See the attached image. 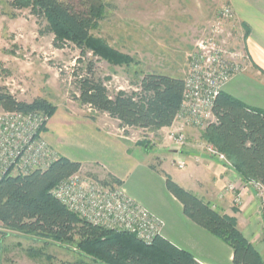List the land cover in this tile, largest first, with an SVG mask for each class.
I'll return each mask as SVG.
<instances>
[{
    "label": "trees",
    "instance_id": "1",
    "mask_svg": "<svg viewBox=\"0 0 264 264\" xmlns=\"http://www.w3.org/2000/svg\"><path fill=\"white\" fill-rule=\"evenodd\" d=\"M15 4L31 7L37 17L47 21L57 36V44L72 43L83 58L88 51H93L110 62H131L93 36L106 10L103 0H87L80 9L61 0H17ZM245 30L246 39L249 29L246 27ZM75 84L78 90L75 99L80 105L109 116L123 129L159 132L171 128L184 102L185 80L159 73L144 74L138 91L111 95L104 81L97 76L93 62L88 63L85 74L77 76ZM0 109L42 112L50 119L57 111L44 98L22 102L3 87H0ZM213 114L217 122L205 129L206 142L225 155L230 167L244 182L264 187V111L248 107L221 92L215 100ZM90 119L96 121L95 117ZM138 145L147 152L152 151L148 141L138 142ZM150 167L165 177L169 193L183 205L185 216L233 250V264H264L261 254L239 230L235 217L220 213L181 187L159 168V164ZM81 170V163L59 157L46 170L4 178L0 183V251L9 232L44 243H73L78 236V247L91 259L90 262L83 259L50 264H200L191 254L161 236L152 245H146L135 235L89 225L69 211L51 192ZM108 179L121 186L119 180L111 176Z\"/></svg>",
    "mask_w": 264,
    "mask_h": 264
},
{
    "label": "rangeland",
    "instance_id": "2",
    "mask_svg": "<svg viewBox=\"0 0 264 264\" xmlns=\"http://www.w3.org/2000/svg\"><path fill=\"white\" fill-rule=\"evenodd\" d=\"M61 1L80 9L87 0ZM103 1L106 10L93 36L129 58L130 63L110 62L93 51H88L83 58L72 43L57 44V36L47 21L37 17L31 7L17 6V0H0V87L22 102L31 103L37 98L51 102L57 108L47 126L50 129L47 138L54 149L51 148L58 157L63 155L86 163L82 165L83 174L109 180L103 168L87 165L96 157L95 129L135 144L148 141L152 150L186 146L181 148L171 143L166 138L168 131L130 129L128 134H122L117 121L93 112L75 99L78 96L77 76L85 74L88 63L93 62L97 76L104 81L111 95L138 91L144 74L159 73L185 80L197 42L208 36L214 24L221 21L220 12L229 4L226 0ZM234 23H222L226 35L229 34L227 44L248 57L243 46L245 33ZM247 63L244 72L248 70L250 60ZM90 117H95L96 121ZM45 128L43 136L46 140ZM205 131L196 130L190 134L191 147L204 151L202 146L210 145L203 137ZM153 163L158 165V159ZM226 165L230 167V164ZM260 213L264 227L261 201ZM77 239L78 236L73 243H44L9 232L0 251V264H50L83 259L90 262L91 259L78 247Z\"/></svg>",
    "mask_w": 264,
    "mask_h": 264
},
{
    "label": "crops",
    "instance_id": "3",
    "mask_svg": "<svg viewBox=\"0 0 264 264\" xmlns=\"http://www.w3.org/2000/svg\"><path fill=\"white\" fill-rule=\"evenodd\" d=\"M226 1L235 13L234 24L243 34L246 27L249 29L243 46L250 66L233 79L223 92L248 107L264 111V0ZM49 130L47 127L46 140L54 149L47 138ZM168 130L166 128L159 132ZM196 130L186 128L188 144L185 148L159 147L147 152L138 144L95 129L96 157L87 165L91 168L101 167L103 173L119 180L129 198L161 220V237L191 254L200 264H233V250L188 219L183 205L169 193L165 177L151 169V165L157 166L153 161L158 159L159 168L177 184L205 200L220 213L235 217L239 230L264 259V227L255 187L244 182L225 163L191 147L190 134ZM178 163H184L185 168L180 169ZM81 164L84 166L86 163ZM231 186H234V191L229 189ZM236 198H239V203H235Z\"/></svg>",
    "mask_w": 264,
    "mask_h": 264
},
{
    "label": "built area",
    "instance_id": "4",
    "mask_svg": "<svg viewBox=\"0 0 264 264\" xmlns=\"http://www.w3.org/2000/svg\"><path fill=\"white\" fill-rule=\"evenodd\" d=\"M220 19L210 34L196 44L185 79L184 102L166 135L171 143L181 148L188 144L187 127L205 130L217 122L213 114L217 96L248 64L249 56L227 44L229 34L226 35L222 23L235 21L233 9L230 6L222 8ZM49 121V116L42 112L0 111V183L6 177L46 170L59 158L43 136ZM129 130L122 128L120 132L126 135ZM202 147L209 156L229 164L214 146ZM178 167L184 169L185 164L178 163ZM251 184L258 191L264 216V187ZM229 189L234 191V186ZM51 193L89 225L135 235L146 245H152L161 236V220L129 198L121 186L87 176L82 170L59 183ZM235 203H239V198Z\"/></svg>",
    "mask_w": 264,
    "mask_h": 264
}]
</instances>
